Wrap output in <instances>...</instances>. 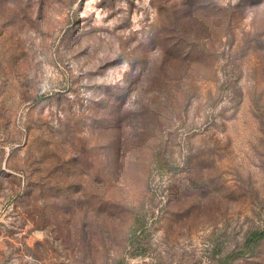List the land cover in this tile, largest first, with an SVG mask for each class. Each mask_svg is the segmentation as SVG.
Segmentation results:
<instances>
[{
  "label": "rangeland",
  "instance_id": "374dc122",
  "mask_svg": "<svg viewBox=\"0 0 264 264\" xmlns=\"http://www.w3.org/2000/svg\"><path fill=\"white\" fill-rule=\"evenodd\" d=\"M256 229L264 0H0V264H264Z\"/></svg>",
  "mask_w": 264,
  "mask_h": 264
},
{
  "label": "trees",
  "instance_id": "16d2710c",
  "mask_svg": "<svg viewBox=\"0 0 264 264\" xmlns=\"http://www.w3.org/2000/svg\"><path fill=\"white\" fill-rule=\"evenodd\" d=\"M264 239V229H256L249 233L247 239H246V247L252 248L255 247L261 240ZM246 253V250L243 249V251L236 253V254H244ZM235 255V254H233ZM232 256V255H231ZM230 256H228L229 258ZM227 258V259H228Z\"/></svg>",
  "mask_w": 264,
  "mask_h": 264
}]
</instances>
